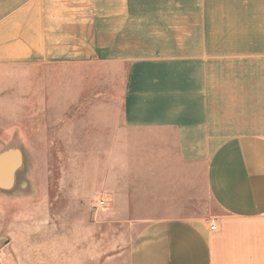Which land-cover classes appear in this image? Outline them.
I'll list each match as a JSON object with an SVG mask.
<instances>
[{"label":"crops","instance_id":"1","mask_svg":"<svg viewBox=\"0 0 264 264\" xmlns=\"http://www.w3.org/2000/svg\"><path fill=\"white\" fill-rule=\"evenodd\" d=\"M1 91L7 146L88 148L128 264H264V0H0Z\"/></svg>","mask_w":264,"mask_h":264},{"label":"rangeland","instance_id":"2","mask_svg":"<svg viewBox=\"0 0 264 264\" xmlns=\"http://www.w3.org/2000/svg\"><path fill=\"white\" fill-rule=\"evenodd\" d=\"M10 120L0 113V264H128L139 226L114 228L107 208H91L102 195L100 180L90 178L92 165L77 162L74 153L88 148L51 141L58 133L51 129L47 139L16 131L25 146H7ZM203 198L201 212L214 218L217 207L205 191Z\"/></svg>","mask_w":264,"mask_h":264},{"label":"built area","instance_id":"3","mask_svg":"<svg viewBox=\"0 0 264 264\" xmlns=\"http://www.w3.org/2000/svg\"><path fill=\"white\" fill-rule=\"evenodd\" d=\"M103 202L102 201H100V204H102ZM210 228L211 229H216V225L214 224V223H212L211 225H210Z\"/></svg>","mask_w":264,"mask_h":264}]
</instances>
